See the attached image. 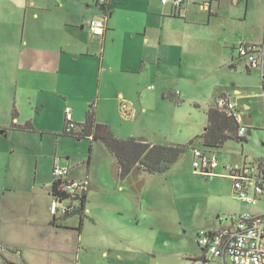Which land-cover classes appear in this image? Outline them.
I'll use <instances>...</instances> for the list:
<instances>
[{
	"label": "rangeland",
	"instance_id": "obj_1",
	"mask_svg": "<svg viewBox=\"0 0 264 264\" xmlns=\"http://www.w3.org/2000/svg\"><path fill=\"white\" fill-rule=\"evenodd\" d=\"M148 1L141 0V15L147 13ZM94 8L96 13L80 25L85 29L77 31L88 41L98 42L102 37L93 34L89 23L92 18L101 19L103 14ZM132 8L133 4L126 7ZM152 21V30L164 33L166 27L157 26L164 21L156 16ZM134 23L121 21L115 43L109 42L105 65L102 47L98 55L85 59L80 67L84 72L81 79L62 78L58 84L49 75L43 84L45 89L37 91L40 88L29 81L18 85V78L9 75L10 64L0 65V219L4 218L0 227V264H78L77 255L69 257L65 245L69 234L62 232L54 238L47 235L51 232L50 223L62 217L50 212L55 166L70 168L68 180H88L91 184L88 205L93 215L102 225H108L116 248H127L119 263L112 255L105 259L111 264H190L188 257L201 254L197 232L208 229L219 214L243 210L230 180L205 177L195 170L191 149L165 174H133L122 180L114 156L102 142L62 134L67 107L73 110L78 123L85 120L91 106L96 108L97 120L108 125L120 139L143 136L158 144H185L207 128L203 91L189 89L187 81L179 79V73L169 64L165 62L160 77L156 67L139 75L123 72L124 66L134 68L139 63L120 61L121 56H129L131 49L136 52L128 58L136 54L138 59L139 41L131 34L137 30ZM169 23L168 29L176 28L182 33L174 26L177 22ZM145 24L141 20V28ZM116 44L121 48L115 49ZM163 50L156 38L148 48L147 64L154 60L156 51ZM182 75L181 78H188V73ZM56 88L62 95L53 91ZM177 92L183 94L180 99L168 97ZM185 93L188 97L184 99ZM67 98L71 103H66ZM14 108L15 122L30 123L33 131L12 127ZM244 112L247 117L250 115ZM251 112L254 127L247 138L254 137L253 144L229 141L230 146L221 149L223 162L242 163L244 157L250 162L255 158L252 156H259L258 152L264 150V102L260 100ZM252 151L256 154L252 155ZM260 201L258 207L264 209V201ZM11 217L16 220L12 222ZM62 222L79 224L80 216ZM7 244L19 247L22 255ZM90 256L91 260L97 254L91 251ZM89 264L102 263L94 258Z\"/></svg>",
	"mask_w": 264,
	"mask_h": 264
},
{
	"label": "crops",
	"instance_id": "obj_2",
	"mask_svg": "<svg viewBox=\"0 0 264 264\" xmlns=\"http://www.w3.org/2000/svg\"><path fill=\"white\" fill-rule=\"evenodd\" d=\"M96 1L0 0V65L10 64L9 75L18 78V85H21V82L27 85V81H29L40 88L37 91L45 89L43 84L48 82L49 75H52L55 78L53 80L58 84L62 82V78L64 81L74 77L81 79L84 75L80 68L82 63L85 62V59L94 57L92 55H98L101 51L99 47H102L105 56L102 63L105 65L108 47H110L109 42L115 43L114 37L117 35L121 21L135 22L137 30H133L131 34L139 41L138 59L136 54L134 58H128L136 52L131 49L129 56H121L120 61L121 63H131L139 60V63L134 68L124 66L123 72H135L139 75L147 68L156 67L157 76L160 77L163 65L167 63L175 73H179L177 76L179 79L187 81L189 89L203 91L201 94L202 97H206V113L209 109L216 108L219 97L229 95L233 101L240 105L242 123L249 128L247 135L251 134L250 129L254 127L252 124L254 115L251 111L260 105V100L264 102V62L261 68L250 70L246 62L237 57L235 48L241 42L264 45V0H195V4L184 9L180 16L173 15L172 5H163L161 0H156L155 4L154 0H149L148 11L144 15H141V0H113L107 11L106 29L103 34L100 32L94 34L97 37H102V41L99 39L98 42H91L77 30H84L86 26L80 28V25L85 23L89 15L96 13L94 8V6L98 7ZM129 4H133L132 10L126 9ZM98 9L100 11L99 7ZM101 13L99 17L102 16ZM154 16L167 23L166 25L157 23V26H163V29L166 27L164 33L157 34L155 30H152ZM94 19L97 18L91 20ZM110 20H112L111 23ZM141 20L146 21L143 28H141ZM169 21L177 22L174 26L180 28L182 33H179L176 28L168 29ZM156 38H158V43L164 46V50L156 51L154 60H150L147 64V59L150 57L148 48ZM141 46L143 47L141 48ZM116 48L121 47L116 44ZM91 50L98 52L93 54ZM184 72L188 73L185 75L188 78H181L184 76L182 75ZM86 75H88V71H86ZM53 91L62 95L59 88ZM177 93L175 96L171 94L168 97H179L180 99L183 94L182 92ZM165 96L166 94H164ZM185 97H188V94L185 93L184 99ZM66 101L67 104L68 101L71 103L69 98ZM197 107L200 106L197 105ZM95 109L91 106L90 111H94L96 114ZM244 111L249 112L250 115L247 117ZM84 121L78 122L79 124L75 122L77 125H81ZM97 122L101 123L98 120ZM204 132L205 130L201 134H194L190 141ZM138 139L158 144L143 136ZM247 140L248 146H250L254 142V137L251 140L247 138ZM172 144L185 145L177 142L160 145ZM229 144L230 142L226 143L225 147ZM194 147H201V145L195 142ZM190 152L193 157L192 149ZM242 152L245 153V148L242 149ZM253 153L256 154L252 151V155ZM219 154V168L215 170L214 175L205 177H221L230 180L235 194L233 181L224 177L226 167L240 165L244 161L248 162L247 157L243 158L242 163L235 164L223 162L221 150H219ZM258 154L260 155L252 156L255 157L253 160L264 159V150L259 151ZM90 187H92L91 184ZM261 200L264 201V197ZM88 202L85 206L86 219L82 226L80 223L70 224L62 222L61 219H57V221L54 219L50 223L51 232L47 233L48 237H57L62 232L69 234L65 237V245L69 248V257L73 254L77 255L78 264H89L94 258H97L98 263L111 264L105 261L109 255L115 257L119 263L127 248L122 246L116 248L108 225H102L93 215V210ZM256 205L253 207L242 205L243 210L241 211L219 214L215 218L216 222L210 224L206 230H217L222 223H225V219L238 216L246 211L255 215H264V209L259 208L258 203ZM87 219L89 220L87 221ZM3 220L4 218L0 219V227H2ZM10 220L14 222L16 219L11 217ZM31 224L40 226L36 222H31ZM7 245L12 250H19V254L22 255L19 247ZM91 251H94L97 256L90 260ZM204 258L207 259L203 264H231L228 260L223 262L219 259H210V256L202 250L201 254L188 257V260L192 264L191 262H197Z\"/></svg>",
	"mask_w": 264,
	"mask_h": 264
},
{
	"label": "built area",
	"instance_id": "obj_3",
	"mask_svg": "<svg viewBox=\"0 0 264 264\" xmlns=\"http://www.w3.org/2000/svg\"><path fill=\"white\" fill-rule=\"evenodd\" d=\"M113 0H97L96 4L105 7L101 19L91 20L89 27L93 34H103L106 29L108 15L107 8ZM218 1V0H212ZM163 5H172V14L180 16L182 11L195 4V0H161ZM239 59L246 62L248 69L261 68L264 62V45L239 43L235 48ZM178 94V93H177ZM216 108L234 117L240 125L238 136L245 138L249 128L242 123V109L229 95L217 99ZM66 131H77V123L73 119V110L70 107L65 111ZM193 166L203 176H212L220 166V154L217 150L194 147L192 149ZM69 167L55 166L53 182L58 183L59 195L54 197L50 212L53 216L65 215L80 208L84 192L90 183L68 180ZM234 183L237 199L246 206L256 205L264 197V159L244 161L240 165L226 167L225 175ZM63 195V196H62ZM65 195V196H64ZM61 205V207H60ZM200 249L210 256V259H219L231 264H264V215H255L246 211L238 216L225 219L217 230H200L197 233ZM2 250V245H0ZM203 260L194 264H203Z\"/></svg>",
	"mask_w": 264,
	"mask_h": 264
},
{
	"label": "trees",
	"instance_id": "obj_4",
	"mask_svg": "<svg viewBox=\"0 0 264 264\" xmlns=\"http://www.w3.org/2000/svg\"><path fill=\"white\" fill-rule=\"evenodd\" d=\"M207 117L208 125L205 132L185 145L151 144L144 139L133 137L120 139L115 136L108 125L97 122L94 111H89L87 113L85 121L79 126L80 130L74 133H68L66 131L65 122L62 134L102 142L116 160L119 168V177L122 180H125L133 174L167 173L183 158L189 149L194 148L195 142H198L203 148L219 151L229 141L241 143H246L248 141L247 138H241L238 136L240 125L234 117L219 111L217 108L209 109L207 111ZM16 119L17 112L14 108L12 127L14 129L27 131L34 130V127L30 123L19 125L15 122ZM91 151L92 148H90V152ZM58 189V183L52 182L51 195L53 198L57 196L61 197ZM88 193V190L84 192L81 205L78 210L71 213L68 212L59 218L61 220H65L74 215H79L80 225L82 226L84 220L86 219L85 206L88 202ZM55 221H57V217Z\"/></svg>",
	"mask_w": 264,
	"mask_h": 264
},
{
	"label": "water",
	"instance_id": "obj_5",
	"mask_svg": "<svg viewBox=\"0 0 264 264\" xmlns=\"http://www.w3.org/2000/svg\"><path fill=\"white\" fill-rule=\"evenodd\" d=\"M105 10H106L105 7H100V11H101V12H104ZM2 133H4V132H2Z\"/></svg>",
	"mask_w": 264,
	"mask_h": 264
}]
</instances>
